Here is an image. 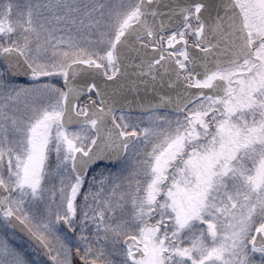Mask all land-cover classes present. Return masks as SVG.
Returning a JSON list of instances; mask_svg holds the SVG:
<instances>
[{"label":"snow or ice","instance_id":"obj_1","mask_svg":"<svg viewBox=\"0 0 264 264\" xmlns=\"http://www.w3.org/2000/svg\"><path fill=\"white\" fill-rule=\"evenodd\" d=\"M0 264H264V0H0Z\"/></svg>","mask_w":264,"mask_h":264}]
</instances>
